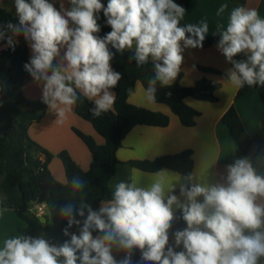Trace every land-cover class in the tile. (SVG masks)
Masks as SVG:
<instances>
[{
    "label": "clouds",
    "instance_id": "9594fccd",
    "mask_svg": "<svg viewBox=\"0 0 264 264\" xmlns=\"http://www.w3.org/2000/svg\"><path fill=\"white\" fill-rule=\"evenodd\" d=\"M68 4L61 0L58 9L50 0H14L18 24L6 26L12 33L7 37L10 47L21 34L28 42L31 56L24 69L41 85L42 102L60 119L81 97L93 103L94 117L110 111L116 101L113 89L122 79L112 61L128 51L138 67L153 64L145 97L154 102L157 83L171 85L185 49L202 48L209 31L206 21L181 26L185 9L174 0ZM226 9L228 4H221L217 15ZM101 13L111 29L103 36ZM217 31V47L232 65L230 83L237 89L264 86V17L255 8L236 6ZM241 54L246 58L234 59ZM85 187L86 181L74 176L71 190L81 193V199L69 200L59 210L67 220L63 235L70 239L54 244L44 236L5 237L0 264H134L137 251L135 264H264V173L250 157L235 159L211 183L193 173L173 180L168 170L156 172L147 186L130 177L117 182L111 199L96 210L84 199ZM177 211L186 227L173 232ZM74 225L78 234L69 231ZM115 253L124 255L117 259Z\"/></svg>",
    "mask_w": 264,
    "mask_h": 264
},
{
    "label": "trees",
    "instance_id": "16d2710c",
    "mask_svg": "<svg viewBox=\"0 0 264 264\" xmlns=\"http://www.w3.org/2000/svg\"><path fill=\"white\" fill-rule=\"evenodd\" d=\"M174 2L186 9L192 0H174ZM102 3L106 6L107 0H102ZM100 15V35L103 36L111 29L106 25L103 13ZM8 23L18 24V18L0 9V30L5 32V39L0 40V198H2L0 209L12 210L24 222L23 234L40 237V233L46 231L45 238L50 243L60 244L70 237L63 235L67 220L60 216L59 210L69 200L79 203L82 195L73 194L72 178L79 176L86 181L84 199L94 210L98 209L101 201L111 199L113 188L108 186V181L115 172L116 152L121 147L124 137L136 126L164 128L169 124V117L160 112L129 104L128 98L134 93L137 83H140L144 90L147 88L148 81L154 74V66L150 61L138 67L132 59V51L122 55L117 53L112 61V67L122 74V79L113 89L116 95L113 108L102 113L100 117H94L90 112L93 103L83 97L74 107L75 114L90 123L103 139V143L99 145L91 137L73 129L89 150V168L83 170L65 150L54 156L33 141L28 134L29 128L44 117L47 105L42 101H31L23 94V88L34 81L24 69V64L30 59L29 49L22 34L15 38L14 48L7 44V37L12 35L6 27ZM181 26L185 25L181 24ZM209 46L210 42L204 41L203 47L198 49ZM245 58L242 54L234 57L237 60ZM197 68L205 72H214L213 69ZM218 88L219 84L204 78L196 81L191 87H182L178 82L161 87L157 83L155 102L168 106L183 126L192 127L199 112L187 106L185 99L192 98L213 103L217 101L215 92ZM252 91L257 92L264 107V86L245 85L238 89L237 97H243ZM221 121L227 127L240 155L249 156L259 151L264 152V117L261 119L259 131L253 135L245 131L233 106L223 114ZM191 155V151L186 150L153 160H132L128 164L145 173L170 170L185 176L191 173L193 168ZM54 157L61 162L65 183L57 181L49 169V162ZM177 193L179 189L176 190L175 194ZM34 205L45 206L46 213L43 218L46 223L51 222V227L36 216L32 210ZM76 218L83 219L79 216ZM184 227L186 224L180 212H177L172 231L182 230ZM69 231L78 234L79 228L74 225ZM115 255L117 259H121L124 254L115 253ZM139 256L138 251L133 255L134 264L139 260Z\"/></svg>",
    "mask_w": 264,
    "mask_h": 264
},
{
    "label": "crops",
    "instance_id": "0c3cea01",
    "mask_svg": "<svg viewBox=\"0 0 264 264\" xmlns=\"http://www.w3.org/2000/svg\"><path fill=\"white\" fill-rule=\"evenodd\" d=\"M50 2L59 9L61 0H50ZM63 3L65 7L70 6L68 0H63ZM225 3L228 4V9L217 15L218 8ZM241 5L257 9L261 17H264V0H192L190 6L185 9L181 24L199 25L202 21H206L209 31L204 41H209L210 46L204 49H185L183 64L172 84L178 82L182 87H191L202 78L211 80L219 84L215 92L217 101L209 103L192 98L185 99L187 106L199 112L195 125L185 127L168 106L147 101L145 90L140 83H137L134 93L128 98L129 104L163 113L169 117V124L164 128L136 126L124 137L121 147L116 152L117 164L113 176L108 181L109 187L113 188L117 182L128 181L133 176L140 180L141 186H147L155 178V173H145L134 169L128 164L129 161L153 160L186 150L192 153L191 173L209 183L219 180L220 175L225 173L226 165L240 157H250L257 171L264 173V152L259 151L249 156L240 155L227 127L221 121L223 114L233 106L245 131L253 135L259 131L261 119L264 117V107L257 92L252 91L243 97H237L238 89L227 78L231 65L217 47L220 39L218 27L226 26L232 8ZM0 9L17 17L14 0H0ZM26 43L28 46L27 41ZM28 49L31 56L29 46ZM197 67L213 69L214 72H205ZM23 94L29 100L42 101L41 85L35 81L23 88ZM73 129L91 137L96 144L103 143V139L95 132L91 124L78 117L74 109L60 119L56 112L47 106L42 120L33 124L28 134L33 141L54 156L63 150L67 151L83 170H87L90 165L89 150ZM49 169L57 181L65 183L62 165L56 157L50 161ZM168 172L173 180L179 176L183 177L173 171L168 170ZM178 189L179 185H177ZM176 195L179 196V193ZM24 227V222L12 210L0 211V241L5 237L23 233Z\"/></svg>",
    "mask_w": 264,
    "mask_h": 264
},
{
    "label": "built area",
    "instance_id": "2783aa9c",
    "mask_svg": "<svg viewBox=\"0 0 264 264\" xmlns=\"http://www.w3.org/2000/svg\"><path fill=\"white\" fill-rule=\"evenodd\" d=\"M44 208V205H34L32 210L36 214V216L39 217L44 214Z\"/></svg>",
    "mask_w": 264,
    "mask_h": 264
},
{
    "label": "rangeland",
    "instance_id": "374dc122",
    "mask_svg": "<svg viewBox=\"0 0 264 264\" xmlns=\"http://www.w3.org/2000/svg\"><path fill=\"white\" fill-rule=\"evenodd\" d=\"M31 101H40V100H31ZM55 158V157H54ZM56 160L59 162V164H61L60 163V161H59V159L56 157ZM49 164H50V162H49ZM45 213H46V211H45V208H44V214L43 215H41V216H39V218L47 225L48 223H46V220L43 218V216L45 215ZM50 225V227L52 226V224H51V222L48 224V226ZM40 236H44V237H46L47 236V232L46 231H42L41 233H40Z\"/></svg>",
    "mask_w": 264,
    "mask_h": 264
}]
</instances>
